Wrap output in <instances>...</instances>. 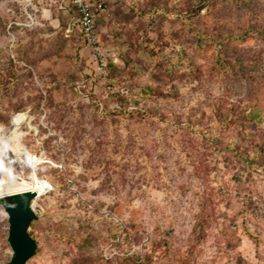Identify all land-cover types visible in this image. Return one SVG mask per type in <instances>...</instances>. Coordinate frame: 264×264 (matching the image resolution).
Returning a JSON list of instances; mask_svg holds the SVG:
<instances>
[{"label":"rangeland","instance_id":"rangeland-1","mask_svg":"<svg viewBox=\"0 0 264 264\" xmlns=\"http://www.w3.org/2000/svg\"><path fill=\"white\" fill-rule=\"evenodd\" d=\"M103 4L89 45L0 0V178L45 183L25 264H264V0ZM6 237L0 206V264Z\"/></svg>","mask_w":264,"mask_h":264},{"label":"water","instance_id":"water-1","mask_svg":"<svg viewBox=\"0 0 264 264\" xmlns=\"http://www.w3.org/2000/svg\"><path fill=\"white\" fill-rule=\"evenodd\" d=\"M34 190L0 195V206L7 217V243L11 254L6 264H25L35 251L36 242L28 233L30 222L37 216L31 207Z\"/></svg>","mask_w":264,"mask_h":264},{"label":"built area","instance_id":"built-area-1","mask_svg":"<svg viewBox=\"0 0 264 264\" xmlns=\"http://www.w3.org/2000/svg\"><path fill=\"white\" fill-rule=\"evenodd\" d=\"M68 14V30L76 29L82 40L91 45L97 40L96 17L104 13L103 0H46ZM26 158V156H25Z\"/></svg>","mask_w":264,"mask_h":264},{"label":"bare ground","instance_id":"bare-ground-1","mask_svg":"<svg viewBox=\"0 0 264 264\" xmlns=\"http://www.w3.org/2000/svg\"><path fill=\"white\" fill-rule=\"evenodd\" d=\"M1 179H4V182L6 183L5 185H11V186L9 188H6L7 190L5 188H2L4 186L0 187L1 188L0 195L19 192V191H23L27 189L34 190L37 193L36 195L42 193L41 191H44L45 183L42 181L39 182V181L34 180L31 182H28L17 176H8V178H0V181Z\"/></svg>","mask_w":264,"mask_h":264}]
</instances>
